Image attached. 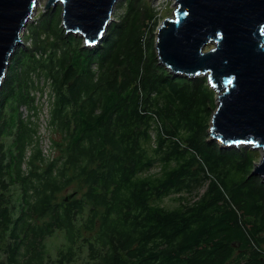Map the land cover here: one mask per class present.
<instances>
[{"label": "trees", "instance_id": "16d2710c", "mask_svg": "<svg viewBox=\"0 0 264 264\" xmlns=\"http://www.w3.org/2000/svg\"><path fill=\"white\" fill-rule=\"evenodd\" d=\"M119 3L91 46L57 6L14 51L0 88V264H264L257 156L211 138L215 91L158 61L154 8ZM39 75L51 81L47 157L20 111ZM200 185L198 199L160 205Z\"/></svg>", "mask_w": 264, "mask_h": 264}, {"label": "water", "instance_id": "95a60500", "mask_svg": "<svg viewBox=\"0 0 264 264\" xmlns=\"http://www.w3.org/2000/svg\"><path fill=\"white\" fill-rule=\"evenodd\" d=\"M38 1L0 0V88ZM117 1L46 0L44 10L61 5L65 32L91 46L103 37ZM154 48L173 73L206 75L216 94L211 138L261 149L251 173L264 177V0H175L172 16L156 26Z\"/></svg>", "mask_w": 264, "mask_h": 264}, {"label": "rangeland", "instance_id": "374dc122", "mask_svg": "<svg viewBox=\"0 0 264 264\" xmlns=\"http://www.w3.org/2000/svg\"><path fill=\"white\" fill-rule=\"evenodd\" d=\"M121 0H118L117 1V4L115 6V9L113 11V19L114 17H117L118 14L121 12V10L123 9L124 5L123 6H120L122 4H120ZM146 2L154 8L155 10V18H157V23L156 24H159L165 17L169 16L171 17L172 16V10L174 8V4H175V0H146ZM46 3V0H39L37 5H36V10H35V13L33 14L31 20L27 23V25L29 24H35L36 20L39 18L40 14L45 11L44 10V5ZM119 3V4H118ZM59 8L56 9V11H60L61 9V5H57ZM51 10V9H50ZM49 10V11H50ZM47 11V10H46ZM61 22V20H60ZM26 25V26H27ZM23 29L22 31V35L23 33L25 32H28L29 30H27V28ZM30 28V27H29ZM155 30H156V26H155ZM155 30H154V37H155ZM22 43L19 45H25L27 43V41L21 39ZM210 46H212V44H209L207 46H205L204 50H207ZM202 77H206V75H200ZM199 76V77H200ZM195 77H198V76H195ZM212 115V113H211ZM210 120L211 118L209 119V125H210ZM51 133V136L50 137H53V132L50 130L49 132V135ZM217 143H219L221 146H225V147H231L229 145H224L222 144L219 140H215ZM232 147H238V148H247V149H250L251 151H253L255 153V155L257 156L256 157V160L254 161V165L256 163L259 162L260 160V157L262 155V151L261 149L259 148H254V147H251L249 145H237V146H234L232 145ZM158 168H156L155 170L153 169L152 171H157ZM258 176V175H256ZM261 178V181L264 182V177L262 176H258ZM207 183V182H206ZM207 185H200L198 186V188H194L192 191L190 190H186V192H175V193H171L170 195L168 196H165L161 201H160V205L163 206L164 208H174L177 206V203H178V198H182L184 202L186 201H189V200H196L198 199L205 191V187ZM190 191V192H189ZM62 242V236L60 235V233H57V236L55 237H51L48 239V244H49V247H50V250L51 252H53V249L59 245L60 243Z\"/></svg>", "mask_w": 264, "mask_h": 264}, {"label": "built area", "instance_id": "2783aa9c", "mask_svg": "<svg viewBox=\"0 0 264 264\" xmlns=\"http://www.w3.org/2000/svg\"><path fill=\"white\" fill-rule=\"evenodd\" d=\"M158 25V24H157ZM34 87L30 90L33 98V108L21 106L20 111L25 119L31 115L36 122L35 138L44 156L52 154L54 147L49 135V108L52 99L50 79L44 75L34 76Z\"/></svg>", "mask_w": 264, "mask_h": 264}, {"label": "bare ground", "instance_id": "6f19581e", "mask_svg": "<svg viewBox=\"0 0 264 264\" xmlns=\"http://www.w3.org/2000/svg\"><path fill=\"white\" fill-rule=\"evenodd\" d=\"M238 145H242V144H238Z\"/></svg>", "mask_w": 264, "mask_h": 264}]
</instances>
